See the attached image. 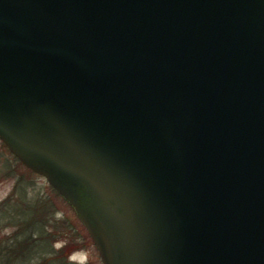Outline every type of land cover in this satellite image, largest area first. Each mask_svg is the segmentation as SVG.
Here are the masks:
<instances>
[{"label":"water","instance_id":"95a60500","mask_svg":"<svg viewBox=\"0 0 264 264\" xmlns=\"http://www.w3.org/2000/svg\"><path fill=\"white\" fill-rule=\"evenodd\" d=\"M0 140L103 264H264V0H0Z\"/></svg>","mask_w":264,"mask_h":264},{"label":"rangeland","instance_id":"374dc122","mask_svg":"<svg viewBox=\"0 0 264 264\" xmlns=\"http://www.w3.org/2000/svg\"><path fill=\"white\" fill-rule=\"evenodd\" d=\"M18 185L24 189H18ZM22 191L30 200L48 204L49 218L57 228L54 248L69 252L70 260L76 264H103L93 239L70 204L44 177L25 167L0 140V207L16 204ZM13 231L8 226L0 228V239Z\"/></svg>","mask_w":264,"mask_h":264},{"label":"trees","instance_id":"16d2710c","mask_svg":"<svg viewBox=\"0 0 264 264\" xmlns=\"http://www.w3.org/2000/svg\"><path fill=\"white\" fill-rule=\"evenodd\" d=\"M20 195L16 204L0 207V228H14L0 239V264H76L69 252L54 248L57 228L49 218L48 204L30 200L25 191Z\"/></svg>","mask_w":264,"mask_h":264}]
</instances>
